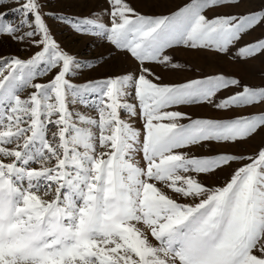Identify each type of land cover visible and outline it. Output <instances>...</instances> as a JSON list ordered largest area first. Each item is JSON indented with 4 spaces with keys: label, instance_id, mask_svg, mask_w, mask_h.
<instances>
[{
    "label": "snow or ice",
    "instance_id": "obj_1",
    "mask_svg": "<svg viewBox=\"0 0 264 264\" xmlns=\"http://www.w3.org/2000/svg\"><path fill=\"white\" fill-rule=\"evenodd\" d=\"M15 2L18 22L0 12V37L37 50L0 55V264H264V145L251 155L189 151L252 138L264 130V111L194 119L172 110L264 105V85L222 72L164 83L146 66L184 69L167 54L177 46L231 53L244 64L264 56V36L240 44L264 26V3L210 18L206 10L244 0H190L167 15L105 0L85 17L45 12L40 0ZM52 15L104 38L137 68L73 83L94 62L60 46L46 23ZM43 77L50 78L37 82ZM230 89L237 90L217 99ZM77 104L95 115L70 108ZM233 162L240 166L222 185L200 179Z\"/></svg>",
    "mask_w": 264,
    "mask_h": 264
},
{
    "label": "rangeland",
    "instance_id": "obj_2",
    "mask_svg": "<svg viewBox=\"0 0 264 264\" xmlns=\"http://www.w3.org/2000/svg\"><path fill=\"white\" fill-rule=\"evenodd\" d=\"M40 2L44 6L45 12H53L57 15L62 14L73 17L89 16L91 13L101 12L102 9L107 7L105 0H40ZM189 2L190 0H128V3L138 12L147 15H167ZM262 3H264V0H244V3L238 8L218 7L206 10L205 14L211 18L216 14L244 12L260 8ZM17 6L15 0H5L3 4H0V12H7L8 15L6 19L16 23L18 22L19 14L13 13L11 10ZM101 18L103 22L108 23L107 16H102ZM46 23L53 37L63 49L76 56L77 59L81 61L91 60L94 62L92 68L83 69L75 76L70 77L73 83L80 84L89 79L133 72L137 68V62L134 59L114 49L109 42L100 36L76 33L69 25L59 21L56 15L47 16ZM261 36H264V26L257 27L254 31L244 35L240 44L250 42ZM23 49L24 45L12 41L7 36L0 37V55L12 53L27 57L31 52L37 50L36 48H32L30 51H25ZM167 54L171 55L176 62L184 65V69L169 71L155 64L146 65L160 75L164 83H181L190 79L201 78L205 75L222 72L237 76L241 79L242 83L253 86L264 85V56H258L256 59L250 60L244 64L239 61H233L231 59V53L228 56H224L210 50L189 49L183 46L168 49ZM101 57H103V59H101ZM49 78L50 77H43L37 82L44 83ZM236 90L237 89H230L228 92H221L217 99ZM128 102L133 104L136 103L132 96L128 98ZM70 108L88 115H95L94 110L79 104L74 106L70 105ZM172 110L188 113L194 119H224L245 114L259 113L264 111V105L222 111L215 109L211 104L204 103L180 105ZM120 115L122 119L131 121L135 127H142V121H140L139 118L130 117L126 111H121ZM181 123H188V121L184 120L181 121ZM261 145H264V130L250 139H245L236 143L205 142L201 145L192 147L189 151L191 154L198 156H210L222 152L237 155H251ZM239 166V162H233L230 168H222L217 170L214 176H201L200 179L213 186L222 185L225 180L229 178V173Z\"/></svg>",
    "mask_w": 264,
    "mask_h": 264
}]
</instances>
